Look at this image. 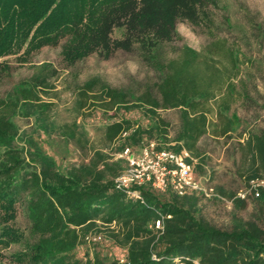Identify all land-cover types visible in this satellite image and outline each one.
Segmentation results:
<instances>
[{
	"label": "trees",
	"instance_id": "obj_1",
	"mask_svg": "<svg viewBox=\"0 0 264 264\" xmlns=\"http://www.w3.org/2000/svg\"><path fill=\"white\" fill-rule=\"evenodd\" d=\"M210 5L217 6L216 0H0V60L26 58L44 46L59 45L71 66L94 53L106 59L122 50L137 52L156 74L155 82L140 90L116 88L97 76L76 86L77 111H114L96 148L76 121L50 120L53 103L43 95L53 74L42 71L48 65L41 64L40 71L0 95V248L19 246L5 264H176L186 259L264 264V191L248 197L253 203L250 218L234 213L229 225L220 228L202 214L200 192L178 195L170 187L161 192L143 185L132 188L139 199L116 188L114 179L125 161L105 151L152 140L155 150L187 151L186 160L192 163L201 155L198 144L204 135L225 137L239 127L231 109L245 96L242 53L218 36L220 22ZM181 20L206 29L210 39L201 50L181 44L167 51ZM9 69L0 61V82ZM120 108L137 109L147 122L116 118ZM167 109L179 112L174 136L158 113ZM18 116L34 117L43 133L56 132L90 152L87 161L62 171L32 140L27 148L18 146ZM239 149L241 176L249 183L264 173V130L247 132ZM217 190L235 209H246V199ZM20 214L24 228L17 223ZM156 220L160 228H155ZM97 221L113 244L125 250L123 262L119 255L109 260L98 254L84 260L76 256L89 232L103 231Z\"/></svg>",
	"mask_w": 264,
	"mask_h": 264
},
{
	"label": "rangeland",
	"instance_id": "obj_2",
	"mask_svg": "<svg viewBox=\"0 0 264 264\" xmlns=\"http://www.w3.org/2000/svg\"><path fill=\"white\" fill-rule=\"evenodd\" d=\"M217 6H209L217 22H220L218 36L227 38L231 44L240 48L241 70L243 80L244 97L239 99L232 107L231 112L239 118V127L236 131L225 137H212L204 135L199 141L200 157H193L194 173L203 188H212L209 195H202L200 208L204 217L217 227L224 228L229 225L231 215L238 214L248 219L253 213V203L246 198V209L237 210L232 202L217 189L225 192H233L236 197L242 194L248 183L241 176V152L239 144L247 135V132L264 130V0H216ZM178 36L174 37L167 45V51H172L173 46L186 44L196 50L209 41L210 35L206 29L196 27L186 20L178 21L176 25ZM120 30L114 31L118 37ZM10 66L0 82V95L12 91L22 80L40 71L41 64L48 65L43 68L44 74H53L50 77V88L43 98L53 103L50 120L55 124L76 121L82 127L90 139L91 146L100 147L102 130L111 121L110 116L114 111L104 112L98 108H88L82 111L75 109L74 89L85 80L97 76L109 85L120 89H143L146 85H152L156 80V74L140 58L137 52H125L118 50L109 58H102L96 53L67 65L61 55V48L57 46H44L26 58L11 55L2 58ZM38 68V69H37ZM117 117L122 116L146 123L145 117L137 109L125 111L117 109ZM159 115L170 123V135L174 136L178 127L179 112L176 109L159 110ZM15 123L18 129L16 144L27 148L32 140L45 153L52 156L60 170L65 171L72 165H78L87 161L90 152L79 150L72 142L60 137L56 132L43 133L35 122L34 117H16ZM155 142L144 140L139 146L130 147L134 154ZM112 159L123 160L121 151L116 146L105 149ZM120 174V173H119ZM118 174V175H119ZM240 198V197H239ZM17 223L24 228L26 220L20 214ZM96 224L103 231L89 232L84 242L78 246L76 256L79 258H93L95 254L111 259L119 255L123 256L125 250L117 248L100 221ZM113 227V226H112ZM100 236V239L97 237ZM18 245L8 248H0V264H5L9 253L17 250Z\"/></svg>",
	"mask_w": 264,
	"mask_h": 264
},
{
	"label": "built area",
	"instance_id": "obj_3",
	"mask_svg": "<svg viewBox=\"0 0 264 264\" xmlns=\"http://www.w3.org/2000/svg\"><path fill=\"white\" fill-rule=\"evenodd\" d=\"M123 132L122 136H125ZM125 161L124 170L114 179L116 188L126 192L129 196L141 198L139 191L132 189L143 185H150L157 191H165L172 188L178 195L191 192H200L209 195L212 188H203L194 173L193 163L187 162L190 157L187 151L175 153L171 150H155L153 144L144 146L139 154H134L129 146H126L120 154ZM264 191V173L258 178L249 181L246 189L239 197L246 199L258 197ZM160 220L155 221V228H160ZM100 239V236L97 237ZM124 261V257H120ZM176 264H199L198 260H182Z\"/></svg>",
	"mask_w": 264,
	"mask_h": 264
}]
</instances>
